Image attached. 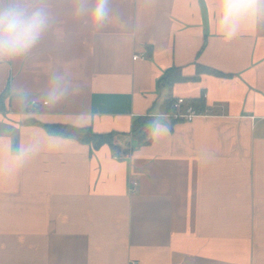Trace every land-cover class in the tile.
<instances>
[{
	"label": "crops",
	"instance_id": "obj_1",
	"mask_svg": "<svg viewBox=\"0 0 264 264\" xmlns=\"http://www.w3.org/2000/svg\"><path fill=\"white\" fill-rule=\"evenodd\" d=\"M54 3L62 37L0 63V169L9 144L40 149L16 176L0 171V264H264V22L226 40L224 0H113L112 23L94 33L67 16L71 0ZM197 63L230 74L158 86L172 65L192 76ZM65 68L80 90L49 108L47 77ZM202 94L205 114L191 121L165 106ZM145 113L160 127L138 143L131 126ZM28 117L114 131L120 148Z\"/></svg>",
	"mask_w": 264,
	"mask_h": 264
},
{
	"label": "clouds",
	"instance_id": "obj_2",
	"mask_svg": "<svg viewBox=\"0 0 264 264\" xmlns=\"http://www.w3.org/2000/svg\"><path fill=\"white\" fill-rule=\"evenodd\" d=\"M66 14L95 33L112 23L115 9L113 0H71ZM262 22L264 0H224L217 17L219 30L226 40L236 36L242 26ZM53 34L58 38L63 34L54 0H0V63L29 60ZM79 90L69 69L54 70L47 77L40 99L44 105L54 108L69 101ZM39 150L38 144L19 145L15 149L9 144L7 151L12 163L0 171L8 177L16 176Z\"/></svg>",
	"mask_w": 264,
	"mask_h": 264
},
{
	"label": "trees",
	"instance_id": "obj_3",
	"mask_svg": "<svg viewBox=\"0 0 264 264\" xmlns=\"http://www.w3.org/2000/svg\"><path fill=\"white\" fill-rule=\"evenodd\" d=\"M204 46V45H203ZM202 46V47H203ZM200 72H209L217 75H229L221 70L215 69L207 65L196 64V73L192 76L185 75L182 72L181 66L172 65L167 68L163 75L158 79V86H171L175 82L195 79L199 76ZM9 89L6 88L0 93V112L7 110L6 99L9 96ZM175 97H168L165 99V106L169 112L172 110V104ZM192 103L198 108L203 109L205 100L203 94L192 100ZM25 122L41 123L44 129L52 135H59L68 138H74L79 142L89 144L92 148L97 149L104 144L110 145L113 150H118L120 146L114 140V131H96L90 125H74L70 123L61 122H41L34 117L25 118ZM155 127V120L149 113L142 114L133 120L131 126V135L138 143H147L152 140V135ZM130 148L126 147L125 151Z\"/></svg>",
	"mask_w": 264,
	"mask_h": 264
},
{
	"label": "built area",
	"instance_id": "obj_4",
	"mask_svg": "<svg viewBox=\"0 0 264 264\" xmlns=\"http://www.w3.org/2000/svg\"><path fill=\"white\" fill-rule=\"evenodd\" d=\"M138 55L135 54L133 57L136 58ZM171 117L175 120L191 121L198 115H204V108L198 109L192 102L186 103L185 98L182 96L175 97L172 110L170 112ZM137 181H133L129 190L131 193L136 191ZM130 264H138L137 260H132Z\"/></svg>",
	"mask_w": 264,
	"mask_h": 264
}]
</instances>
